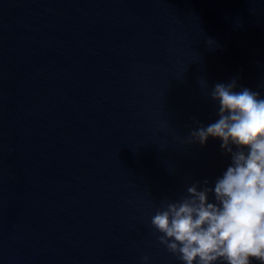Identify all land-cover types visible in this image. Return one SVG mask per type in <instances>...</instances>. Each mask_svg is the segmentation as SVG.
<instances>
[{"label":"water","instance_id":"1","mask_svg":"<svg viewBox=\"0 0 264 264\" xmlns=\"http://www.w3.org/2000/svg\"><path fill=\"white\" fill-rule=\"evenodd\" d=\"M233 80L264 0H0V264H182L151 218L230 166L192 133Z\"/></svg>","mask_w":264,"mask_h":264},{"label":"clouds","instance_id":"2","mask_svg":"<svg viewBox=\"0 0 264 264\" xmlns=\"http://www.w3.org/2000/svg\"><path fill=\"white\" fill-rule=\"evenodd\" d=\"M235 87L215 85L219 118L192 133L201 144L220 139L230 166L214 188L193 184L151 218L159 243L182 264H264V98Z\"/></svg>","mask_w":264,"mask_h":264}]
</instances>
